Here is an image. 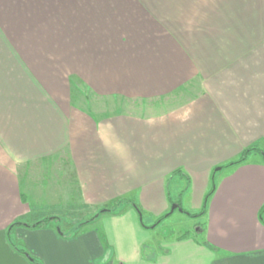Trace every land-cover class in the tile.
<instances>
[{
  "label": "crops",
  "instance_id": "obj_1",
  "mask_svg": "<svg viewBox=\"0 0 264 264\" xmlns=\"http://www.w3.org/2000/svg\"><path fill=\"white\" fill-rule=\"evenodd\" d=\"M188 86L154 113L85 105ZM176 175L216 179L204 234L144 254L143 212L162 216ZM122 198L139 209L74 236L25 225ZM263 206L264 0H0V264H264Z\"/></svg>",
  "mask_w": 264,
  "mask_h": 264
},
{
  "label": "rangeland",
  "instance_id": "obj_2",
  "mask_svg": "<svg viewBox=\"0 0 264 264\" xmlns=\"http://www.w3.org/2000/svg\"><path fill=\"white\" fill-rule=\"evenodd\" d=\"M192 87L188 86L187 89L179 90L178 92L166 96L165 98L156 99V100H127L122 98H97L92 94H88L86 92L85 105L92 106L98 109L100 112H114L117 110H125L129 111L133 114H141V113H154L156 111L164 110L166 108H171L179 103L186 101L191 95H193ZM237 159V158H236ZM218 167V166H217ZM216 167V168H217ZM215 168V169H216ZM228 171V168H222L216 171V179L221 177L224 173ZM169 183V191L171 193L172 202L168 203V208L164 211L163 214L171 212L172 205L174 203L180 202L185 209L190 211V214H187L179 209H176L169 217L163 219L162 221L159 219L160 217H153L151 212L142 211L144 214V221L149 225L157 224L155 228H149L150 231V239L148 242L144 243L143 250L144 254L159 252L164 250L167 246V243L171 239H176L180 237L184 232L190 231L192 235L197 237H202L204 234V218L203 215V207L204 200L206 198L207 193L212 189V182L209 181L208 190L206 194H200V186L192 189L191 186L187 185L188 179L180 175H176L174 180L168 182ZM182 190V191H181ZM181 191L182 194H179ZM187 191V192H186ZM205 197V198H204ZM102 206L97 210L94 207L90 206V208H86V218L91 217L93 214H96L100 211ZM162 214V216H163ZM70 215V214H69ZM264 215V213H263ZM59 217V221H55L54 223H58L62 229L66 232L71 231L70 223L74 222V218L70 217H62V215H50ZM48 217V216H46ZM65 223V224H64ZM98 224V223H97ZM68 225V226H67ZM65 228H64V227ZM71 226V227H70ZM148 230V229H147ZM18 243V242H17ZM20 247L21 243H18Z\"/></svg>",
  "mask_w": 264,
  "mask_h": 264
},
{
  "label": "trees",
  "instance_id": "obj_3",
  "mask_svg": "<svg viewBox=\"0 0 264 264\" xmlns=\"http://www.w3.org/2000/svg\"><path fill=\"white\" fill-rule=\"evenodd\" d=\"M253 149H254V147L248 148L239 159H237L235 161H232V162H230L228 164L223 165L222 168L230 167L232 165H237V164H240V163L244 162L247 159V155ZM188 182H189V178H188ZM215 186H216V179L214 177V178H212V189L207 193L206 198H205L204 207H203V213H206L208 201H209L210 197L213 195V193L215 192ZM124 202L130 203L132 206H135L136 209H139L137 204H136V202H135V200H133L131 198L130 199L129 198H124V199L122 198V199H119L116 202H114L111 206H106V207L101 208L98 213L93 214L91 217L85 218V219L80 220L77 223L73 224L72 227H71V231L70 232H66V233L69 236H74V235L80 233L81 231H84L86 225L91 223L95 219H97L101 215V212H103V211H109V212H114V213L115 212H121L122 211V203H124ZM178 204H179V206H181L183 208V212H185L187 214H190L189 213L190 211L185 209L180 202H178ZM103 209H105V210H103ZM174 211H171V212H168V213L164 214L163 216H161L162 218H160L159 221L160 220L162 221L163 219L169 217ZM263 213H264V206L262 207L261 212H260L261 221L264 223V215H263ZM54 220L56 222L59 221V217H57V216H48V217L42 218V219L37 220V221L32 222V223L28 222L25 225H27L28 227H30L32 229L44 228V227H49V226L55 225V227L59 229L58 231L63 235L64 234V230L62 229V227L58 223H54ZM19 224H24V222H22L21 220H17V221H15L12 224V227H14L16 225H19ZM142 225L145 226V224H143V223H142ZM156 225L157 224L155 223L153 225L145 226V227H147V228H155ZM191 235H192V233L190 231H186L182 235H180L179 238H186V237H190ZM9 241H10L11 245L16 250H18L19 252H22V253L25 254V250L23 248H21L20 245L16 241H14L11 236L9 237ZM38 264H41V263L39 262Z\"/></svg>",
  "mask_w": 264,
  "mask_h": 264
},
{
  "label": "water",
  "instance_id": "obj_4",
  "mask_svg": "<svg viewBox=\"0 0 264 264\" xmlns=\"http://www.w3.org/2000/svg\"><path fill=\"white\" fill-rule=\"evenodd\" d=\"M220 168H221L220 166L217 167V169H220ZM176 208L179 209L180 211H183V208H182L181 206H179L178 203H174V204L172 205L171 211H174ZM104 210H105V209H104Z\"/></svg>",
  "mask_w": 264,
  "mask_h": 264
}]
</instances>
